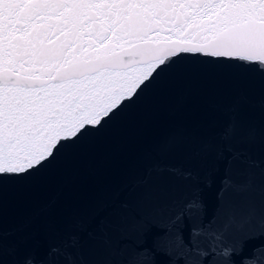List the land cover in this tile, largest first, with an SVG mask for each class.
Returning a JSON list of instances; mask_svg holds the SVG:
<instances>
[{
	"label": "snow or ice",
	"instance_id": "snow-or-ice-1",
	"mask_svg": "<svg viewBox=\"0 0 264 264\" xmlns=\"http://www.w3.org/2000/svg\"><path fill=\"white\" fill-rule=\"evenodd\" d=\"M193 71L247 87L42 233L5 227L10 191L140 139ZM0 264H264V0H0Z\"/></svg>",
	"mask_w": 264,
	"mask_h": 264
},
{
	"label": "water",
	"instance_id": "water-1",
	"mask_svg": "<svg viewBox=\"0 0 264 264\" xmlns=\"http://www.w3.org/2000/svg\"><path fill=\"white\" fill-rule=\"evenodd\" d=\"M185 66L193 69L204 67L191 60L186 61ZM183 79L187 83L158 98L154 122L143 130L140 139L128 142L108 141L96 155H85L75 170L57 166L47 171L41 182L27 185L24 189L26 195L10 191L5 227L14 228L31 221L27 231L42 233L48 217L47 213L41 211L45 205L54 202L53 216L63 214L69 207L83 205L102 184L117 182L152 139L178 124L190 125L210 103L230 99L247 87L244 82H237L224 89L221 94L209 97L201 91V84L206 79L205 73L193 71Z\"/></svg>",
	"mask_w": 264,
	"mask_h": 264
}]
</instances>
